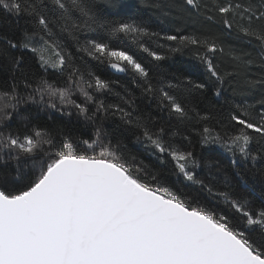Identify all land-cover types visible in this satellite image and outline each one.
Returning <instances> with one entry per match:
<instances>
[{"label": "snow or ice", "instance_id": "obj_1", "mask_svg": "<svg viewBox=\"0 0 264 264\" xmlns=\"http://www.w3.org/2000/svg\"><path fill=\"white\" fill-rule=\"evenodd\" d=\"M175 8L177 18L222 23L255 42L264 69V0H182ZM0 18L15 29L0 31V264H264V187L259 207L227 177L224 190L215 188L222 170L210 155L223 149L243 164L232 176L252 187L250 174L264 186V95L254 102L224 95L242 75L240 91L264 87V76L248 75L256 63L250 53L228 52L231 70L221 71L209 55L225 54L216 36L152 30L132 0H0ZM125 41L156 62L188 49L207 77L145 66ZM92 61L134 72L145 108L155 104L170 120L145 115L130 93L107 103L111 82ZM209 93L224 104L198 111L193 99ZM41 112L82 120L91 136L40 124ZM125 134L228 212L168 184L162 169L127 151Z\"/></svg>", "mask_w": 264, "mask_h": 264}, {"label": "trees", "instance_id": "obj_2", "mask_svg": "<svg viewBox=\"0 0 264 264\" xmlns=\"http://www.w3.org/2000/svg\"><path fill=\"white\" fill-rule=\"evenodd\" d=\"M137 7L140 8V15L143 17V20L146 21L155 31L163 32H172L178 27L181 29L180 33L177 34H202V35H214L217 37L218 42L224 47L225 54L221 55L220 53L209 54L212 56L215 64L219 66V70H231L232 59L227 53L232 51L237 54L250 53L251 57L256 61L255 64L251 67L248 75L249 77L255 76L256 78H260L264 76V69H261L259 65L261 50L256 46V43H248L247 38H243L240 34L235 30H226L222 23H211L204 21L202 18L195 17H187L177 18L175 16V5H179L182 3V0H150V5L141 6L139 0H132ZM168 12V15L164 13ZM139 22V21H138ZM14 22L12 20L5 21L0 18V31L11 34L14 31ZM162 32V34H163ZM125 45L127 46L129 52L133 54L141 63L145 66H151L157 63L163 65V68L166 70L168 74L175 73L181 77L190 76V78L196 79H205L207 77V73L204 70L203 65L198 61L193 52L186 49L183 55L173 56L172 59L166 60L163 62H156L151 59L146 53H143L139 50V48L131 43L130 41H125ZM148 46L153 50L158 51L162 55H167V48L160 49L157 47L155 43L152 41H148ZM160 43H164L166 45H170L172 42L160 41ZM31 55V54H29ZM90 68L97 75H100L102 79L108 80L111 82V87L113 89L112 93L102 94V98L105 99L107 103H122L120 97H124L125 99L130 98L129 93L131 94V98H134L136 103L139 105L141 109H144V114H151L153 119L156 121H160L161 116L165 121L170 120L167 113H157L155 104H153L150 108H145L147 101L143 100L141 95V90L139 86V77L136 76L134 72L128 70L124 72L122 75H115L108 70V66L104 64H98L95 61L90 62ZM170 78V75L169 77ZM175 83L176 81L173 80ZM244 87L243 75L240 77H236L234 82L231 85H226L227 91L224 92V95L231 101L236 100L239 101L241 98H246L249 102H254L258 100L261 95H264V87L256 86L251 89L249 92L245 93L240 91ZM233 89H237V91L233 92ZM115 93H119L120 96H117ZM208 100H204L203 98L193 99L192 104L196 106L198 111L203 112L206 109L209 101L215 103V101L219 100L218 104H215L216 108H220L221 105L224 104L223 100H220L218 97H215L212 93H209ZM143 101V102H142ZM55 119H52L48 116L46 112H41L40 116L42 119L39 121L40 124H47L53 128L63 127L66 130H70L74 136L79 137L81 133H84V138L87 139L91 136V127L85 126L84 122L81 120L77 122L75 117H60L59 114H54ZM115 119V118H114ZM115 123H119L118 120H115ZM171 123L175 124V118H171ZM105 126L109 132L112 131L114 127V123L112 120L106 121ZM194 135V133H193ZM123 144L127 146V151L132 155L138 157V159L142 160L145 165H149L154 168L162 169V174L165 176V179L168 184L173 187H178L182 189L184 192L199 195L201 200L213 207L214 210L228 212V209L224 204H216L215 201L208 196L207 193H199L197 190V186H191L190 188L187 186L188 182L184 181L182 177H178L176 175L171 174V163L168 162L167 165L161 166L159 165V161L156 159L158 153H154V151L150 148L144 146V144L138 143L135 140V137L130 134H125L120 137ZM177 140L180 138L177 137ZM256 147L255 144L252 146ZM211 157L215 160L219 161V167L221 168V172L214 173L216 179L212 181L213 186L219 190H224L225 188V178H229L231 182L235 185V191L245 195L249 200H251L254 205L257 207L260 206L261 200V191L262 185L252 180L250 174L246 176L248 180V185L241 184L239 182V178L232 176L233 171L236 170L237 167L241 171H244L243 164L233 165L232 158L230 155L219 148H214L211 152ZM205 175L207 172L205 171Z\"/></svg>", "mask_w": 264, "mask_h": 264}, {"label": "water", "instance_id": "obj_3", "mask_svg": "<svg viewBox=\"0 0 264 264\" xmlns=\"http://www.w3.org/2000/svg\"><path fill=\"white\" fill-rule=\"evenodd\" d=\"M108 70L111 72V73H113V74H115V75H122L124 72H118V71H116V70H114V69H111L110 67H108Z\"/></svg>", "mask_w": 264, "mask_h": 264}, {"label": "rangeland", "instance_id": "obj_4", "mask_svg": "<svg viewBox=\"0 0 264 264\" xmlns=\"http://www.w3.org/2000/svg\"><path fill=\"white\" fill-rule=\"evenodd\" d=\"M220 149V148H219ZM221 150H223V149H221ZM224 151V150H223ZM225 152V151H224Z\"/></svg>", "mask_w": 264, "mask_h": 264}]
</instances>
